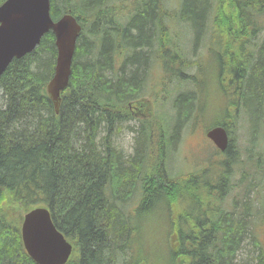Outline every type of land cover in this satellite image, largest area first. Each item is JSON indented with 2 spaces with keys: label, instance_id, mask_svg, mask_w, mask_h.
Segmentation results:
<instances>
[{
  "label": "trees",
  "instance_id": "16d2710c",
  "mask_svg": "<svg viewBox=\"0 0 264 264\" xmlns=\"http://www.w3.org/2000/svg\"><path fill=\"white\" fill-rule=\"evenodd\" d=\"M136 1L127 15L123 0H51L54 20L72 13L82 25L58 112L46 90L57 57L51 31L0 75V264H36L21 237L23 215L36 206L50 209L54 224L73 244L66 264H155L136 247L139 225L159 208L165 215L172 209V236L179 237V247L168 251L171 264H238L248 233L258 228L251 218L264 219L260 181L251 184L258 186L253 197L234 198L232 209L217 203L241 186L229 185L230 166L239 155L238 116L249 119L253 145L264 133V0ZM183 39L205 46L212 66L189 60ZM157 64L164 78L155 87L166 96L172 79L196 88L198 75L212 78L223 94V118L213 125L226 127L230 141L220 162L225 172L211 173L217 178L203 170L174 181L166 170L168 140L175 141L194 114L199 92L193 87L174 97L170 138L171 123L153 114L128 126L135 140L131 155L115 142ZM192 66L196 72L184 71ZM253 162L264 175L261 156ZM249 178L243 171L241 182ZM138 189L141 198L133 207L129 202ZM202 189L208 194L203 210L197 198L200 210L176 219L172 207L185 193ZM215 209L221 212L214 215Z\"/></svg>",
  "mask_w": 264,
  "mask_h": 264
},
{
  "label": "rangeland",
  "instance_id": "374dc122",
  "mask_svg": "<svg viewBox=\"0 0 264 264\" xmlns=\"http://www.w3.org/2000/svg\"><path fill=\"white\" fill-rule=\"evenodd\" d=\"M123 1L125 2V5L121 7V9H125V11L127 9V15L132 13L134 6L131 5V3L135 5V3L137 4V1ZM164 1L166 5H170L171 0ZM114 5L118 6L117 2H115ZM90 26L91 22H88L86 24V35H89L88 29ZM188 37L189 36L186 38ZM91 39L94 41L92 37ZM183 40L184 41L181 46H183L184 51H186V57L189 60L195 61L200 59L202 64L206 61L208 62V65L212 66L209 53L204 51L205 46L202 47V45H198L194 47L193 39ZM150 65L152 66V64ZM203 68H205L204 65ZM196 70L197 67L195 66L184 69L185 72L190 74L196 72ZM162 71L163 70L159 64L149 70L150 77L147 82L146 89L143 90L142 96L138 99L141 100V103L133 109V117L127 119L124 126L114 136L115 142L119 144L120 148L127 156L134 152L135 146L134 133L129 130L128 126H137L139 124V117L145 116L147 117L145 120H148L151 118L149 115L156 114L159 117H164V119L167 120V123H171L168 129L169 132L167 133L168 138H170L169 135L173 130L175 122L173 116V111L175 112V110L172 106L174 97L179 92L190 90L192 87L195 88L191 81H188V83H177L174 79H172V83H169V86H167L168 88L166 89L169 95H164L163 89H157V87H155V82H158L160 78H164V72ZM197 81L199 84L196 82L194 83L196 84L195 89L199 92V97L196 101H194V114L187 121L185 126L181 128L178 138L175 139V141L168 140L169 149L167 150L166 170L170 179H173L174 181H179L180 178L186 176L189 171L194 172L203 170H208L207 176L213 180L214 178H217V176H212L211 173L217 170L222 173L226 170L220 163L223 162L226 157L221 156L220 153L215 150L213 142L206 135L207 130L213 127V124H215L217 120L223 118V107L225 104V100L223 98L224 96L221 94L212 78L209 79L204 75H198ZM234 124V136L239 147V155L238 162L230 166L231 171L229 170V185L233 186L239 182L241 186H234V188H230L224 196L225 199L223 201H217L219 207L225 210L232 209L234 198L241 200L248 195L253 197L258 190V186H251L253 180H255L257 184H259L260 181L261 186L264 187V175H262V171H259L255 164H253V160H257L258 156H261V159L264 160V133L263 136L258 135L255 139L256 145H253V140L249 132V119L242 114L238 116ZM154 132L156 134L155 138L157 139V129ZM214 152H216V154ZM252 153H254L253 158H251ZM248 160L251 163V167L244 164V162ZM244 167L245 172L250 173V175H248V173L245 175L250 176V178L249 181H245L248 179H243L244 182H241ZM263 190L264 189L260 190L261 192L259 191L258 196L264 199ZM194 193H196L195 190L185 193L180 201L181 203L177 207H172L176 219L180 220L179 215L185 211L196 214V212L200 210L197 198L200 199V206L203 210L205 201L208 197L206 190L202 189L198 193ZM140 198L141 192L138 189L129 204L136 207L139 204ZM254 198L257 200V196ZM256 202L258 206H260V203L258 201ZM210 205L213 206V203H210ZM169 210L170 213L167 215H165L166 211H163L160 208L155 210L151 215L147 216L146 220L142 221L138 227L142 233V237L139 240L140 243L136 247V250L143 255L148 256L150 260L152 258V261L155 264H171L168 260L169 257L167 258L169 248H177L180 245L178 242L179 237H177L176 234L174 237L172 236L173 229L170 227V215L172 213V209L170 208ZM220 212V209H215L213 214L218 215ZM254 214H258L257 208L255 209ZM251 221L253 225L256 223L258 228L255 230L253 229V233H248L249 236L245 239L242 249L239 250L235 259L238 264L246 263V261L252 262V264H264V222H262V219L258 217L251 218ZM260 243L263 246H261ZM183 244L184 243H182V245Z\"/></svg>",
  "mask_w": 264,
  "mask_h": 264
},
{
  "label": "water",
  "instance_id": "95a60500",
  "mask_svg": "<svg viewBox=\"0 0 264 264\" xmlns=\"http://www.w3.org/2000/svg\"><path fill=\"white\" fill-rule=\"evenodd\" d=\"M50 11L51 0H5L0 5V75L14 58L33 51L42 37L52 31L57 58L46 89L58 111L61 92L69 83L81 26L72 13L54 20ZM207 135L220 149L226 148L228 135L224 127H214ZM21 233L26 251L37 264H65L72 254L73 244L57 229L45 206L24 214Z\"/></svg>",
  "mask_w": 264,
  "mask_h": 264
},
{
  "label": "bare ground",
  "instance_id": "6f19581e",
  "mask_svg": "<svg viewBox=\"0 0 264 264\" xmlns=\"http://www.w3.org/2000/svg\"><path fill=\"white\" fill-rule=\"evenodd\" d=\"M78 22H79V21H78ZM79 24H80V26H81V31H80V34H81V32H82V25H81V23H80V22H79ZM80 34H79V36H80ZM79 36H78V37H79Z\"/></svg>",
  "mask_w": 264,
  "mask_h": 264
},
{
  "label": "flooded vegetation",
  "instance_id": "af4514ba",
  "mask_svg": "<svg viewBox=\"0 0 264 264\" xmlns=\"http://www.w3.org/2000/svg\"><path fill=\"white\" fill-rule=\"evenodd\" d=\"M134 109H135V106H134ZM227 149H228V147H227ZM227 149L225 150V152H228Z\"/></svg>",
  "mask_w": 264,
  "mask_h": 264
}]
</instances>
